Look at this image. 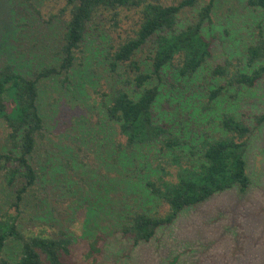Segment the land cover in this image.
I'll list each match as a JSON object with an SVG mask.
<instances>
[{
  "label": "rangeland",
  "instance_id": "374dc122",
  "mask_svg": "<svg viewBox=\"0 0 264 264\" xmlns=\"http://www.w3.org/2000/svg\"><path fill=\"white\" fill-rule=\"evenodd\" d=\"M209 1L184 10L178 29L195 22ZM65 7L66 0H0V68L10 63L23 73L54 62L59 52L56 35L69 19ZM241 12L239 0H218L211 21L202 28L214 57L199 77L179 79L169 71L162 81L152 80L160 90L154 107L158 122L183 137L192 132L190 142L205 133L212 135L218 128L216 118L224 112L250 117L264 111V80L255 88L227 87L217 107L205 110L207 87L223 83L209 78V71L225 59L240 58L239 50L257 35L254 27L264 18L251 14L253 24L244 22V27L238 21ZM139 23L135 10L122 11L118 17L99 14L87 25L76 52L77 71L69 83L63 85L62 77L42 81L39 107L44 128L31 157L40 179L19 207V230L53 238L64 234L70 240L68 264H264V128L255 130L251 140L247 160L253 185L245 196L221 193L188 208L148 243L135 245L122 234L134 214L164 216L169 210L145 188L146 181L161 175L157 165L162 157L156 148L148 149L147 158L140 151L135 156L129 155L133 151H121L125 139L107 119L104 107L106 96L120 83L109 69L110 51L132 36ZM151 55L147 47L134 60L149 70ZM9 131L0 119V151L17 154ZM134 159L138 164H132ZM17 184L9 187L0 172V220L17 213L11 206ZM19 252V244L9 242L0 259L13 260Z\"/></svg>",
  "mask_w": 264,
  "mask_h": 264
},
{
  "label": "trees",
  "instance_id": "16d2710c",
  "mask_svg": "<svg viewBox=\"0 0 264 264\" xmlns=\"http://www.w3.org/2000/svg\"><path fill=\"white\" fill-rule=\"evenodd\" d=\"M217 4L218 0H210L195 22L178 29L180 14L199 7L200 0H66L63 11L69 14V19L56 35L58 58L23 73L10 63L0 68V119L7 123L9 141L17 151V154L13 150L0 151V172L6 175L9 187L17 183L19 186L11 204L16 215H5L0 220V256L9 242L20 246L15 259L1 258L0 264H68L65 256L69 254V238L64 234L53 238L21 232L19 207L25 194L40 179L31 157L44 128L39 107L42 81L62 77L63 85L69 83L77 71L76 52L84 41L87 25L104 12L115 17L125 10L140 13L138 29L110 51L109 69L118 74L120 83L106 96L104 107L107 119L125 139L121 151H133L130 156L140 151L147 158L148 149L156 148L162 157L157 165L161 175L146 181L145 188L169 207L164 216L134 214L123 226L122 234L128 235L135 245L148 243L160 228L171 226L186 209L221 193L237 191L245 196L250 191L253 179L247 156L254 131L264 128V111L250 117L251 114L224 112L216 118V131L212 135L202 134L194 142L188 141L192 132L185 137L179 135L167 123H159L154 112L160 90L152 85V80L162 81L169 71L175 72L179 79H195L213 59L212 42L205 38L202 28L211 21ZM239 5L242 12L238 21L244 27V22L252 23L251 14L264 15V0H239ZM254 29L257 35L250 36L242 45L240 58L225 59L209 71V78L223 83L216 88L207 87L206 111L217 107L227 87L255 88L264 80V18ZM147 47L152 55L150 69L144 71L134 58ZM120 69H124V74L119 73ZM186 144L196 147L187 151ZM132 164H138V159L132 160Z\"/></svg>",
  "mask_w": 264,
  "mask_h": 264
}]
</instances>
